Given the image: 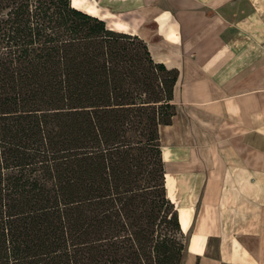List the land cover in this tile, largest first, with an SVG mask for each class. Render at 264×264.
<instances>
[{
  "label": "trees",
  "instance_id": "obj_1",
  "mask_svg": "<svg viewBox=\"0 0 264 264\" xmlns=\"http://www.w3.org/2000/svg\"><path fill=\"white\" fill-rule=\"evenodd\" d=\"M72 1L0 0V264H182L179 73Z\"/></svg>",
  "mask_w": 264,
  "mask_h": 264
},
{
  "label": "crops",
  "instance_id": "obj_2",
  "mask_svg": "<svg viewBox=\"0 0 264 264\" xmlns=\"http://www.w3.org/2000/svg\"><path fill=\"white\" fill-rule=\"evenodd\" d=\"M89 1L179 73L159 134L182 264H264V0Z\"/></svg>",
  "mask_w": 264,
  "mask_h": 264
},
{
  "label": "rangeland",
  "instance_id": "obj_3",
  "mask_svg": "<svg viewBox=\"0 0 264 264\" xmlns=\"http://www.w3.org/2000/svg\"><path fill=\"white\" fill-rule=\"evenodd\" d=\"M90 4L94 5L92 3V1L90 2L89 0H75L74 3H73V6L78 8V9L80 8V10H81L82 8L83 9L86 8V7L88 8Z\"/></svg>",
  "mask_w": 264,
  "mask_h": 264
},
{
  "label": "bare ground",
  "instance_id": "obj_4",
  "mask_svg": "<svg viewBox=\"0 0 264 264\" xmlns=\"http://www.w3.org/2000/svg\"><path fill=\"white\" fill-rule=\"evenodd\" d=\"M75 0L72 1V4L74 3Z\"/></svg>",
  "mask_w": 264,
  "mask_h": 264
},
{
  "label": "water",
  "instance_id": "obj_5",
  "mask_svg": "<svg viewBox=\"0 0 264 264\" xmlns=\"http://www.w3.org/2000/svg\"><path fill=\"white\" fill-rule=\"evenodd\" d=\"M71 5H72V2H71Z\"/></svg>",
  "mask_w": 264,
  "mask_h": 264
}]
</instances>
